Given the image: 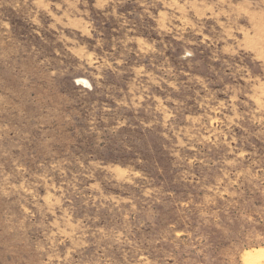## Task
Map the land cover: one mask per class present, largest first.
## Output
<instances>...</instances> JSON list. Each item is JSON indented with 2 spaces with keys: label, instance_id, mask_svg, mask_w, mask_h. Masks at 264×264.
I'll return each instance as SVG.
<instances>
[{
  "label": "rangeland",
  "instance_id": "rangeland-1",
  "mask_svg": "<svg viewBox=\"0 0 264 264\" xmlns=\"http://www.w3.org/2000/svg\"><path fill=\"white\" fill-rule=\"evenodd\" d=\"M261 250L264 0H0V264Z\"/></svg>",
  "mask_w": 264,
  "mask_h": 264
},
{
  "label": "bare ground",
  "instance_id": "bare-ground-1",
  "mask_svg": "<svg viewBox=\"0 0 264 264\" xmlns=\"http://www.w3.org/2000/svg\"><path fill=\"white\" fill-rule=\"evenodd\" d=\"M246 257V262L248 264H263L264 250L256 251L254 253H248Z\"/></svg>",
  "mask_w": 264,
  "mask_h": 264
}]
</instances>
